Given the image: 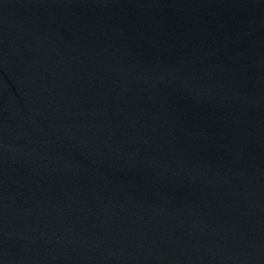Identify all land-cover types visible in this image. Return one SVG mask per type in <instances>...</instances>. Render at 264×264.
Here are the masks:
<instances>
[{"label":"water","instance_id":"1","mask_svg":"<svg viewBox=\"0 0 264 264\" xmlns=\"http://www.w3.org/2000/svg\"><path fill=\"white\" fill-rule=\"evenodd\" d=\"M0 264H264V0H0Z\"/></svg>","mask_w":264,"mask_h":264}]
</instances>
